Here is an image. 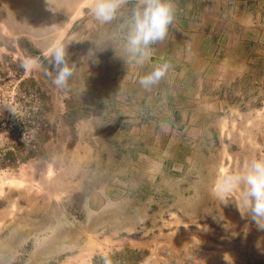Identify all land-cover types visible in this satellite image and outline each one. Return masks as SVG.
I'll use <instances>...</instances> for the list:
<instances>
[{
	"label": "rangeland",
	"instance_id": "1",
	"mask_svg": "<svg viewBox=\"0 0 264 264\" xmlns=\"http://www.w3.org/2000/svg\"><path fill=\"white\" fill-rule=\"evenodd\" d=\"M174 3L140 66L124 51L136 0L105 25L83 0H0V264H264V230L212 194L223 168L264 158V0ZM55 40L67 91L21 67L53 71Z\"/></svg>",
	"mask_w": 264,
	"mask_h": 264
},
{
	"label": "clouds",
	"instance_id": "2",
	"mask_svg": "<svg viewBox=\"0 0 264 264\" xmlns=\"http://www.w3.org/2000/svg\"><path fill=\"white\" fill-rule=\"evenodd\" d=\"M127 4L128 0H83L82 10H86L96 23L105 25L114 21ZM175 18L174 0H136L127 21L124 41V51L129 60L140 66L150 61L153 45L165 41ZM66 46L62 40H55L43 52L53 71L44 68L40 58L33 56H25L21 67L29 73L43 69L57 89L67 91L75 65L68 61ZM170 67L168 62L157 64L150 72L139 77V85L151 91L166 76ZM212 194L224 204L238 195L237 207L241 214L250 215L257 228L264 230V158L247 161L242 171L223 168L213 184ZM204 230H207V226H204Z\"/></svg>",
	"mask_w": 264,
	"mask_h": 264
},
{
	"label": "trees",
	"instance_id": "3",
	"mask_svg": "<svg viewBox=\"0 0 264 264\" xmlns=\"http://www.w3.org/2000/svg\"><path fill=\"white\" fill-rule=\"evenodd\" d=\"M43 60H44V59H43ZM23 125H26V123L23 124ZM13 126H14L15 128H18V126H20V121H19V122H18V120H17V121H14Z\"/></svg>",
	"mask_w": 264,
	"mask_h": 264
}]
</instances>
